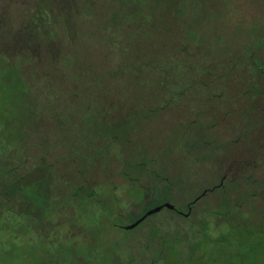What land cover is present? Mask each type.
<instances>
[{"label": "trees", "instance_id": "1", "mask_svg": "<svg viewBox=\"0 0 264 264\" xmlns=\"http://www.w3.org/2000/svg\"><path fill=\"white\" fill-rule=\"evenodd\" d=\"M14 1L16 3L18 0H11V2ZM67 1L73 2L72 0H27L31 7H33V4L36 5L35 8L33 7V10L31 9L29 15H37L36 20L38 21L34 19L29 20V26L33 25L36 27L25 30L24 33L14 35L18 52L27 45L30 48L32 44H37V41H33L35 33L45 31V33H40V35L44 39L47 38L49 41H53L52 39L55 37L54 32L57 31V24L54 21L53 15H66L65 17L68 19L72 17L73 20L74 16L72 15H80V10L77 7L80 1H83V4L101 3L104 6H108V0H76L73 2L75 3V7H72V12L68 13L62 9L63 4L67 5ZM109 2L113 3L112 1ZM176 3L178 1H174L170 5L171 10L176 14L183 13L181 11L185 9L188 11L201 10L200 14H203L202 11L204 12V9L189 8L186 4L185 7H175V9L172 5ZM120 4L123 5V8L121 9L122 11H118L117 15L121 19L136 22L142 28L149 30V33H145L150 34V38L153 35L159 37L158 35L163 34L167 39L185 47L187 54L192 52L204 54L209 51L197 46L205 42L202 41L205 37L198 38L199 40L197 39L193 42L190 40V36L193 34H202L201 28L203 27V23L207 22L211 26L210 28H212V25L217 24H212V21L210 19L207 20L205 15L201 17L200 15H146L144 12L142 14L141 4L134 0H120ZM226 4L224 1V6ZM210 15H215V13ZM242 15L237 16L236 20H241ZM213 20L215 21V18ZM69 24L72 27V21H69ZM50 26H53V30L55 31L50 29ZM225 33L224 31H219L216 37L223 41L229 36V33ZM59 34L61 33L59 32ZM254 47L258 49L256 44ZM80 49L81 51L72 50L71 52L65 48L68 56L71 57V61H69V57L62 58L61 55L65 54L66 51L60 45L57 58L52 55V59H49V61L54 65L53 67L59 68L61 73L67 70L68 80H72L70 85L74 86L71 91L68 89V94L73 96H76L77 93L79 95H86L85 98L93 106L98 120L105 123L106 130H102L101 132L98 130L84 132L70 129V126L64 125L62 129H64L65 133H61L59 140L61 149H67V152H71L67 154L69 160L78 159L82 163H85L87 168L95 170L98 163L97 160L107 159L106 156L109 152L104 145L100 148L97 147L98 145L89 144V140L96 136V134H109L110 140L119 146L120 158L116 159L114 155L111 156L115 159V162L121 165L120 174L122 178L130 182L131 186L133 183L138 184L140 192L143 189L145 197H147L149 192H146L142 187V172L148 175L155 174L156 176L159 175L157 171L168 172L169 175L177 173L179 175L177 177L179 182L182 183V186L184 185V188H187L185 184H191L188 173L193 170V163L195 165L205 164L208 167L207 169H209L210 163H215L214 168L210 169L213 175L216 171V164H219L218 159L221 158L220 156H224L228 160L229 157L234 156L243 148L241 144L239 145L240 147L235 145L236 143L243 142L246 145V148H243L244 151L240 152V155L242 153L245 154V152L248 153L250 150L251 157H255L254 155L258 149L264 146V138L258 136L262 135V133L264 135V107L261 104H257V101L260 99L264 100V88H260L258 85V82L260 83L261 81L260 79L264 78V68L258 64V61L253 56L254 49H242L243 59H238V63L231 65V68L235 69L239 74L244 75L242 78L245 77V80L236 78L234 70H227L225 66L211 63L210 61L187 62L178 57L168 60V58L161 57L160 54L156 56L157 54L153 55L144 51L142 55L138 56V54H135L136 57L132 55L131 57L121 58L118 54L111 51L113 49L104 50L107 57L99 54L97 50V52L94 51L99 57V65L91 68L87 66L88 68L84 70L83 67L86 66L79 61L78 56L82 53L93 52L91 51L92 48L90 49L84 44ZM14 54H16V61L19 62L18 70L24 82L20 97L23 103L20 110L22 120L18 124V131L15 136L10 135L8 131L9 124L6 121L0 125V216H2L0 227L7 231L9 234L8 239L15 238V233L26 234V232L34 231L42 242L49 244V248L44 256L45 262L49 263L61 257L63 253L72 254V251L61 247L57 236H54L55 241L49 243V238L52 236L51 230L45 229V231H42L45 227L39 219L42 217L43 219H48L47 214L49 212L52 213V211L57 212V207L60 210L63 208H73L75 210L78 207L87 208L92 204H98L101 205L104 212H108V209H111L112 205L103 203L104 197L107 195L104 192V188L100 192L93 190L88 192V189H78V187L67 188V179H65L64 174L56 178L53 164L42 163L37 164V167L33 165V159H30L31 155H28V150L31 147V140L36 136L35 125H37L39 117L35 116L34 102H32L33 99L29 98L33 94L29 85L30 83H27L26 79L23 78L21 72L22 66H20V63L29 62L30 57L27 58L28 60L23 61L21 59L27 53ZM0 55L2 56L3 54L0 53ZM3 56L6 57V55ZM112 56H115L119 63H116L111 72L103 69L104 67H102L101 63L112 61ZM54 58L56 59L54 60ZM143 59L147 61L142 63ZM89 61L91 62L90 59ZM251 67H254L253 70ZM107 71L108 73H106ZM102 72L107 75L102 76ZM256 72L259 73L257 74ZM142 75L145 77L139 80ZM48 89L51 88L49 85H46L43 92ZM124 89H126V92L122 93L121 91ZM176 89H178L177 92ZM189 91H191V96L188 95ZM47 95L48 93L44 96L45 100H47ZM237 100H244V102L243 104H239ZM46 105H48L47 102ZM37 106L42 108L38 104ZM169 109L176 111V114L187 113L201 119L197 118L185 123H178L176 132L171 133L169 136L166 135L160 144L146 143L143 146L142 144L137 146L132 145L133 142L130 141V137H133L132 135L137 133L139 128L135 129L136 126L139 125L140 127V124L145 120L148 121L150 117ZM60 125L62 124H59V128L61 129ZM222 128L233 132V138L228 141V144L223 146L221 144L217 145L216 140L217 133ZM174 134L175 138L173 137ZM255 138H260V144H251L253 142L251 140ZM71 139L74 141L67 147V140L70 141ZM85 142L87 143L86 148L83 146ZM171 144L173 145L171 146ZM124 146L130 147L133 151L127 155L123 154ZM160 146L163 148L161 152L153 150L154 147ZM69 148L70 151H68ZM76 148H80V151L76 150ZM142 149L147 150L145 155H142ZM104 150L108 153H103ZM220 150H224V154ZM152 151L154 153L153 156L145 158ZM83 155H86V160L82 158ZM187 156H190V158H187ZM61 161L62 163H67L68 159L62 156L60 163ZM135 161H138V163ZM31 165L35 167L33 171L30 170ZM146 166H149V168H145ZM153 166L160 168L155 171L152 169ZM126 169L131 170L134 177ZM170 178L163 180L165 186L162 190L155 189L153 194L149 195L152 197L151 204L153 206L151 209L149 208V210H146L139 216L129 214L126 217L120 212L116 213L120 221H124V223L121 222L120 226L114 224L113 227L131 231V233L141 228V226L147 227L141 237L145 246L148 247L145 250L155 246L154 244L156 243L160 252L148 254L150 258L145 262L146 264L184 263L185 260L175 259L176 247H180L182 252L188 256L186 264H202L203 259L206 257L205 254L199 253L200 249L197 238L201 235L206 236L205 232H208L206 230L208 224H215L219 222V219L224 218L233 223L235 214H243L244 212H239L240 205H229V202L223 199V203L215 210H206L203 214H194L196 215L194 219L192 209L195 207L196 201L208 194V191L203 190L201 195L196 196L188 202L184 210H182L176 204H172L169 201L170 193L173 190L175 191L176 187L174 185L175 181L170 180ZM238 180L231 176L230 173L224 174L219 185L212 190L223 191L224 197L234 182L237 184L236 187L234 185V189H240ZM200 189L201 187H199ZM108 203L110 204L112 201L108 200ZM75 204L77 205L76 207H74ZM159 206L162 207L160 211L148 216L135 228L131 230L126 229L141 219L148 211ZM246 215L248 214L246 213ZM250 217L254 218V215H248L247 220L249 222L247 223H244L242 220V222L239 221L240 223L235 222L237 225L234 228L242 229V226L245 228L250 227L253 224V219ZM127 222L129 223L126 225ZM70 226L71 224H69L68 228L71 231L73 227ZM52 231H54L53 228ZM68 234L71 236L79 233L71 231ZM249 235L247 233V236ZM117 238H111L108 240L109 242L99 247L101 249L99 257L102 256L100 262L97 257L93 256L92 250H88L89 246L83 251L80 259H77L78 257L73 253L68 258L69 262L71 264L75 262L78 264H92L95 261L101 264H145L143 259L142 261L139 259L135 260V256H131L138 254L135 253V248H133L135 246V239L133 240L128 236H124V239L119 241ZM82 239L84 242V238H80V241ZM75 244L76 242L72 246L75 247ZM126 248L130 250V253L119 254V251ZM196 251L199 253V256L195 254ZM88 253L90 256L85 257L89 255ZM84 254L85 256L83 257Z\"/></svg>", "mask_w": 264, "mask_h": 264}, {"label": "rangeland", "instance_id": "2", "mask_svg": "<svg viewBox=\"0 0 264 264\" xmlns=\"http://www.w3.org/2000/svg\"><path fill=\"white\" fill-rule=\"evenodd\" d=\"M134 1L141 4L142 14L144 12L146 15H200V17L205 15L207 20L210 19L212 21V24H217L212 25V28H210L211 26L207 22L203 23V27L201 28L202 34L195 33L190 36V40L193 42L198 38L205 37L202 40L205 42L197 46L209 51L204 54L198 52L187 54L185 47L167 39L163 34L158 35L159 37L153 35L150 38V34L145 33H149V30L142 28L136 22L121 19L117 15L118 11H122L121 9L123 8L120 0H108V6H104L101 3L83 4V1H80V4L77 6L78 10H80V15H72L74 16L73 20L72 17L70 19L65 17L66 15H53L54 21L57 24V31L53 30V26H50V29L56 32H54L55 37L52 39L53 41H49L47 38L44 39L40 35L41 32L35 33L33 41H37V44H32L30 48L27 45L18 52L14 35L24 33L25 30L36 27L33 25L29 26V20L34 19L38 21L36 20L37 15H29L31 9L33 10V7L35 8L36 5L33 4V7H31L27 0H18L16 3L15 1L11 2V0H0V53L6 55V57L0 55V125L6 121L9 124L8 131L10 135L15 136L17 134L18 124L22 120L20 110L23 103L20 97L24 82L21 79L18 70L19 62L16 61V54L14 53H27L21 60L25 61L30 57L29 62L20 63V66H22L21 72L27 83H30L29 85L33 94L29 98L33 99V108L35 107L36 110L35 116L39 117L37 120L38 126L35 125L36 130L34 129L36 136L34 137L33 135L31 147L28 150V155H31L30 159H33H31L34 162L33 165L37 167V164L42 163L53 164L56 178L64 174L65 179H67V188H86L88 192L92 190L100 192L104 188V192L107 195L104 197L103 203L112 205L111 209H108V212H104L101 205L98 204H92L87 208L78 207L75 210L73 208H63L60 210L57 207V212L52 211V213L49 212L47 214L48 219H43V217L39 219L45 227L42 231H45V229L51 230L52 236L49 238V243L55 241L54 239L57 236L60 246L70 249L72 254H76L77 259L82 257L83 251L89 246L88 250H92L93 256L97 257L99 262L102 257H99L100 246L109 242L108 240L111 238L116 239L118 237L117 240L120 241L124 239V236H128L130 239H135V246L133 248H135V253H138L131 256H135V260L139 259L142 261L143 259L145 263L150 258L148 254L160 252V249L157 248V244L155 243V246L145 250L148 247L145 246L141 237L147 229L146 226H141V228L132 231V233L131 231L113 227L114 224L120 226L124 223V221H120L116 213L120 212L126 217L129 214L139 216L146 210H149V208L151 209L153 206L151 204L152 197L149 195H152L155 189L162 190L165 186L163 180L171 177L170 180L175 181L174 185L176 187L175 191H171L169 201L172 204H176L182 210H184L188 202L196 196L201 195L203 190H207L208 194L196 201V205L192 209L193 215L198 213L203 214L206 210H215L223 203V199L227 200L229 205H240L239 212H244L243 214H235L233 223L224 218L219 219V222L215 224H208L206 229L208 232H205L206 236L201 235L197 238L200 249L199 253L205 254L206 257L203 259L202 264H264V146L258 149V154L256 152L255 157H251L250 150L248 153L245 152V154L242 153L240 155V152L244 151L243 148H246V145L243 142L236 143L235 145L240 147L239 145L241 144L243 148L237 152L238 154L236 153L234 156L229 157L232 163L229 159L226 160L224 156H220L221 158L218 159L219 164H216V171L213 175L210 169L214 168L215 163H210L209 169H207L208 167L205 164L195 165L193 163V170L188 173L191 184H185L187 188H184V185L182 186V183L179 182L177 178L179 175L177 173L169 175L168 172L157 171L160 167L153 166L152 169L159 172L158 176L142 172V187L146 192H149L147 197H145L143 189L140 192L138 184L133 183L131 186L130 182L122 178L120 174L122 167L112 158L113 155L116 159L120 158L119 146L110 140L109 134H96V136L89 140V144L98 145L97 147L100 148L104 145L109 152L106 156L107 159L97 160L98 163L95 170L87 168L86 164L78 159H70V161L67 154L71 152H67V149H61L59 137L62 132L65 133L64 129H62L64 125L70 126V129L84 132L90 130L101 132L102 130H106V125L103 121L98 120L93 106L85 98L86 95H79L77 93L76 96H73L68 94V89L71 91L74 86L70 85L72 80H68L67 70L61 73L59 68L53 67L54 65L50 63L49 59H52V55L56 56V58L59 55L58 49L60 45L64 50L66 48L67 51L71 52L72 50L81 51L80 48L83 44L90 49L92 48L91 51L93 53H82L78 56L79 61L86 66L83 67L84 70L88 68L87 66L91 68L99 65V57L94 51L97 50L99 54L106 56L104 50L108 51L111 49H113L111 51L118 54L121 58L131 57L132 55L136 57L135 54L139 56L144 51L153 55L157 54L156 56L160 54L161 57L168 58V60L178 57L187 62L210 61L211 63L225 66L227 70L235 71V69L231 68V65L238 63V59H243L241 50L252 48L254 49L253 56L258 61V64L264 68V0ZM174 1H178V3L172 5L174 8L185 7L186 4L189 8L204 9V12L202 11L203 14H200L201 10L188 11L185 9L181 11L183 13L176 14L170 8V5ZM224 1L227 3L225 6ZM73 2L67 1V5L63 4L62 9L68 13L72 12V7H75V3ZM212 13H215V15H210ZM239 15H242L243 19L236 20ZM214 18L215 21L213 20ZM69 21H72V27ZM219 31H224L226 32L225 34L229 33V36L221 41V39L216 37ZM42 33H45V31H42ZM255 44L258 46V49L254 47ZM67 51L61 56L62 58L69 57V61H71V57L68 56ZM112 57V61L101 63L102 67H104L103 69L111 72L116 63H119L115 56ZM146 61L143 59L142 63ZM253 68L251 67L252 70ZM252 74L255 75L253 72ZM101 75L107 74L102 72ZM235 75L236 78L244 76L237 71H235ZM144 77L142 75L139 80H142ZM242 79L245 80L246 78ZM260 80L258 85L260 88H264V78ZM256 81L258 80L256 79ZM46 85H49L51 89L43 92ZM177 91L178 89H176ZM121 92H126V89ZM47 93V100H45L44 96ZM188 95L191 96V91H189ZM237 101L239 104H243L244 102V100ZM46 102L48 105L45 106ZM257 102L258 105L261 104L264 107V100L260 99ZM37 104L42 106V108L38 107ZM169 110L150 117L148 121L142 122L140 127L139 125L136 126L135 129L139 128L137 133H134L135 135L130 137V141L133 142L132 145L137 146L142 144L143 146L146 143L160 144L166 135L169 136L171 133L176 132L178 123H185L186 121L200 118L188 115L187 113L176 114V111ZM58 123L62 124L60 125L61 129ZM220 127L222 126L220 125ZM217 134V145H226L233 138V132L226 128L219 129ZM258 136L264 138L263 133ZM173 137L175 138V134ZM260 138L251 140L253 141L251 144H260ZM73 141L72 139L70 141L67 140L66 146L71 145ZM86 145V142L83 143L84 148H86ZM76 150L80 151V148H76ZM153 150L161 152L163 148L161 146L154 147ZM68 151H70V148ZM132 151L130 147L124 146L122 152L127 155ZM146 151L142 149V155H145ZM108 152L103 151L106 154ZM220 152L224 154V150H220ZM153 154L152 151L145 158L152 157ZM62 156L65 159L67 157V163H62L63 160L60 163ZM82 158L86 160V155H83ZM187 158H190V156H187ZM135 162L138 163V161ZM33 165L30 168L31 171L35 168ZM145 168H149V166ZM126 170L134 177L131 170ZM227 173L239 179L237 182L240 189H234L237 186L234 182L230 187L231 189L223 197V191L212 189L219 185L222 176ZM200 180L202 181L199 182ZM199 187H201L200 190ZM108 200L112 201V203L109 204ZM76 206L75 204L74 207ZM246 213L249 216L254 215V218L250 217L253 219V224L248 228L243 226L242 229L234 228L237 225L235 222H249ZM195 216L194 219L196 218ZM1 217L0 220H2ZM69 224H71L70 227H73L71 231L79 234L70 236L68 234V232H71L68 228ZM52 228L54 231H52ZM246 232L250 235L247 236ZM8 236L7 231L0 227V264H71L68 258L72 254L65 253L52 262L46 263L44 256L49 248V244L42 242L34 231L26 232V234L15 233V238L8 239ZM80 238H84L85 241L83 242V239L80 241ZM74 242H76L75 247L72 246ZM127 253H130V250L127 248L119 251L121 255ZM199 253L196 251L195 254L199 256ZM88 256L90 254L85 257ZM175 259L185 260L181 264H186L188 256L182 252L180 247H176ZM99 262L95 261L92 264H101ZM74 264L78 263L75 262Z\"/></svg>", "mask_w": 264, "mask_h": 264}, {"label": "water", "instance_id": "3", "mask_svg": "<svg viewBox=\"0 0 264 264\" xmlns=\"http://www.w3.org/2000/svg\"><path fill=\"white\" fill-rule=\"evenodd\" d=\"M161 208H162V207L159 206V207H156L155 209L150 210V211H149L148 213H146L141 219H139L136 223H134L133 225L127 227L126 229L131 230V229L135 228V227L138 226L140 223H142V222H143L148 216H150V215H152V214L157 213L158 211H160Z\"/></svg>", "mask_w": 264, "mask_h": 264}]
</instances>
